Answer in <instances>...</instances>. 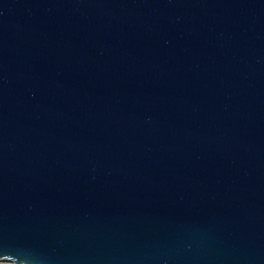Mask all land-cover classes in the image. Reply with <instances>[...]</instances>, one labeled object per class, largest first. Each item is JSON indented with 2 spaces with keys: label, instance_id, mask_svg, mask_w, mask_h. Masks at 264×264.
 I'll use <instances>...</instances> for the list:
<instances>
[{
  "label": "water",
  "instance_id": "95a60500",
  "mask_svg": "<svg viewBox=\"0 0 264 264\" xmlns=\"http://www.w3.org/2000/svg\"><path fill=\"white\" fill-rule=\"evenodd\" d=\"M0 261L264 264V0H0Z\"/></svg>",
  "mask_w": 264,
  "mask_h": 264
},
{
  "label": "rangeland",
  "instance_id": "374dc122",
  "mask_svg": "<svg viewBox=\"0 0 264 264\" xmlns=\"http://www.w3.org/2000/svg\"><path fill=\"white\" fill-rule=\"evenodd\" d=\"M0 264H14V263L8 261H0Z\"/></svg>",
  "mask_w": 264,
  "mask_h": 264
}]
</instances>
